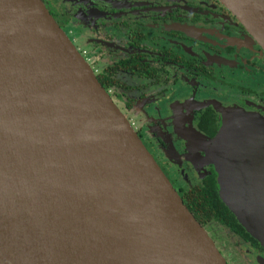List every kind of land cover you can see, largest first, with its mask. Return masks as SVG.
<instances>
[{
    "label": "water",
    "instance_id": "95a60500",
    "mask_svg": "<svg viewBox=\"0 0 264 264\" xmlns=\"http://www.w3.org/2000/svg\"><path fill=\"white\" fill-rule=\"evenodd\" d=\"M264 51V0H219ZM206 158L264 250V117ZM228 264L43 0H0V264ZM264 264V257H258Z\"/></svg>",
    "mask_w": 264,
    "mask_h": 264
},
{
    "label": "flooded vegetation",
    "instance_id": "af4514ba",
    "mask_svg": "<svg viewBox=\"0 0 264 264\" xmlns=\"http://www.w3.org/2000/svg\"><path fill=\"white\" fill-rule=\"evenodd\" d=\"M43 2L65 32L87 22L90 48L78 50L180 196L218 183L203 138L233 109L264 117V51L238 18L219 0ZM211 237L228 264H250L241 244L264 257L238 235Z\"/></svg>",
    "mask_w": 264,
    "mask_h": 264
},
{
    "label": "trees",
    "instance_id": "16d2710c",
    "mask_svg": "<svg viewBox=\"0 0 264 264\" xmlns=\"http://www.w3.org/2000/svg\"><path fill=\"white\" fill-rule=\"evenodd\" d=\"M218 190L219 185L214 177L203 185L200 184L187 190L182 199L210 236L216 234L219 236L222 231L227 237L235 234L261 249L262 246L258 240L245 230L222 201Z\"/></svg>",
    "mask_w": 264,
    "mask_h": 264
},
{
    "label": "rangeland",
    "instance_id": "374dc122",
    "mask_svg": "<svg viewBox=\"0 0 264 264\" xmlns=\"http://www.w3.org/2000/svg\"><path fill=\"white\" fill-rule=\"evenodd\" d=\"M84 25L86 27H84ZM89 26L87 24L86 21L84 20H80L79 21H72L69 22L67 29L65 28L67 34L69 35V37L71 38L72 41H74L73 43L75 44V46L80 49L82 51V49L84 48H90L89 44L86 43V38L88 36L87 30ZM94 59L92 58V61ZM162 160H165V158L163 157V155H161ZM169 175V173H168ZM179 184L182 186V188H186L187 186H189L188 182H183L180 181ZM241 252L244 254V256L246 257V259L250 262V264H255L253 257L251 256V253L248 250V248L246 247V245L241 244L240 246Z\"/></svg>",
    "mask_w": 264,
    "mask_h": 264
},
{
    "label": "bare ground",
    "instance_id": "6f19581e",
    "mask_svg": "<svg viewBox=\"0 0 264 264\" xmlns=\"http://www.w3.org/2000/svg\"><path fill=\"white\" fill-rule=\"evenodd\" d=\"M134 263L135 264H144L143 262L139 261L135 256H134Z\"/></svg>",
    "mask_w": 264,
    "mask_h": 264
}]
</instances>
